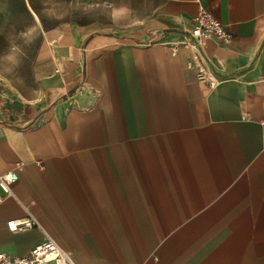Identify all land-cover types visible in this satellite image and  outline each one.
Segmentation results:
<instances>
[{
	"label": "crops",
	"instance_id": "crops-1",
	"mask_svg": "<svg viewBox=\"0 0 264 264\" xmlns=\"http://www.w3.org/2000/svg\"><path fill=\"white\" fill-rule=\"evenodd\" d=\"M202 8L233 35L201 45L215 88L183 44ZM19 161L0 253L45 231L75 264H264V0H0V175Z\"/></svg>",
	"mask_w": 264,
	"mask_h": 264
},
{
	"label": "built area",
	"instance_id": "built-area-1",
	"mask_svg": "<svg viewBox=\"0 0 264 264\" xmlns=\"http://www.w3.org/2000/svg\"><path fill=\"white\" fill-rule=\"evenodd\" d=\"M215 38L223 45H230L233 41L232 33L217 20L213 14L202 8L193 19V26L184 45L196 49L195 57L187 63V68L195 70L198 80L205 83L209 88H215L220 83L219 76L211 68L210 61L203 54L201 45L204 40ZM177 45H172V53L176 55ZM40 165V162H38ZM25 162L19 161L14 169L0 175V202L7 197H14L12 185L18 180L19 174L25 169ZM28 212V217L8 222V228L13 232H22L39 226L37 220L30 212V206L23 205ZM43 241L36 244L27 256H12L0 253V264H75L68 252L64 251L54 238L45 231Z\"/></svg>",
	"mask_w": 264,
	"mask_h": 264
},
{
	"label": "clouds",
	"instance_id": "clouds-1",
	"mask_svg": "<svg viewBox=\"0 0 264 264\" xmlns=\"http://www.w3.org/2000/svg\"><path fill=\"white\" fill-rule=\"evenodd\" d=\"M23 55L24 53L22 49L18 46L13 45L11 53L6 57V59L14 66H18L20 63V57ZM8 71H11V69H8Z\"/></svg>",
	"mask_w": 264,
	"mask_h": 264
},
{
	"label": "water",
	"instance_id": "water-1",
	"mask_svg": "<svg viewBox=\"0 0 264 264\" xmlns=\"http://www.w3.org/2000/svg\"><path fill=\"white\" fill-rule=\"evenodd\" d=\"M7 105H11V107L10 108H13V109H16L17 107H16V103L15 102H13V103H11L10 104V101H7Z\"/></svg>",
	"mask_w": 264,
	"mask_h": 264
}]
</instances>
